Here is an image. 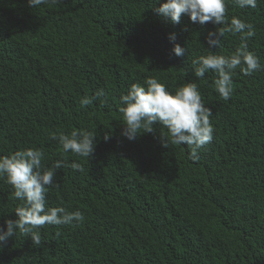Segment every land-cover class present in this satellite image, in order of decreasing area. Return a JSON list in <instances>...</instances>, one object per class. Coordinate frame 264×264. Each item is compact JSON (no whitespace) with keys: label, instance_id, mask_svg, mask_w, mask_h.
Wrapping results in <instances>:
<instances>
[{"label":"trees","instance_id":"trees-1","mask_svg":"<svg viewBox=\"0 0 264 264\" xmlns=\"http://www.w3.org/2000/svg\"><path fill=\"white\" fill-rule=\"evenodd\" d=\"M161 3L165 0H160ZM154 0H59L31 8L27 0H0V156L36 147L51 167L62 148L50 132L96 133L83 172L64 167L49 188L50 207L80 210L82 223L45 226L43 243L17 234L0 249V264H264V71L236 70L225 101L198 80L191 61L207 54L211 23L188 16L174 25ZM255 27L248 50L264 64V2L256 9L228 5ZM185 48L172 53L168 35ZM215 54H231L239 35L221 38ZM156 77L170 92L198 84L212 110L214 139L189 159L186 145L164 148L156 133L121 136L119 96L133 83ZM104 89L108 104L80 99ZM110 138L105 141V134ZM20 201L0 180V227L16 219ZM59 232V235L57 233Z\"/></svg>","mask_w":264,"mask_h":264},{"label":"clouds","instance_id":"clouds-1","mask_svg":"<svg viewBox=\"0 0 264 264\" xmlns=\"http://www.w3.org/2000/svg\"><path fill=\"white\" fill-rule=\"evenodd\" d=\"M59 0H27L31 8L40 5L57 4ZM264 0H154L159 4L154 11L174 25L181 22L182 16H188L194 24L204 26L211 23L215 31H209L206 37L207 54L192 59L191 65L195 77L203 80L207 73H214L211 85L220 98L227 101L233 95V77L236 70L244 76L264 71L260 57L248 50V41L255 36L252 23L232 16L228 19V5L240 9H256ZM226 35H239L240 44L231 54H215L213 48H221V38ZM173 44L172 53L176 57L185 55V48L176 42L175 33L168 35ZM108 104V94L104 89L96 91L94 96L84 95L79 105L81 108L91 106L94 101ZM118 111L124 125L121 136L134 141L143 133H156L154 125L159 124V140L164 148L170 145H186L189 159L197 161L200 153L214 139L215 128L211 122L212 110L205 106L198 84L188 82L178 87L174 93L156 77L146 78L141 83H133L126 93L119 96ZM96 133L83 128L73 129L70 133L50 132L49 137L58 141L62 148L61 159L53 162L51 167L43 163L46 154L42 148L30 147L17 150L8 156H0V180L12 189V196L20 201L15 208L16 219L5 220L6 229L0 227V249L10 238L17 234L31 240L32 245L43 243L41 229L45 226L70 225L82 223L85 219L80 210L69 211L64 206L50 207L47 200L49 188L55 187V176L58 169L70 167L83 172L81 162L67 163L69 152L79 158L90 160L95 153ZM110 133L105 134V141ZM59 235V232L57 233Z\"/></svg>","mask_w":264,"mask_h":264}]
</instances>
